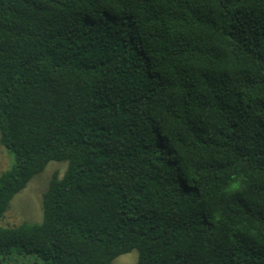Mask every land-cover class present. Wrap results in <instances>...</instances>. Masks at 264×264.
I'll list each match as a JSON object with an SVG mask.
<instances>
[{
  "label": "trees",
  "instance_id": "16d2710c",
  "mask_svg": "<svg viewBox=\"0 0 264 264\" xmlns=\"http://www.w3.org/2000/svg\"><path fill=\"white\" fill-rule=\"evenodd\" d=\"M0 143V264H264V0H0Z\"/></svg>",
  "mask_w": 264,
  "mask_h": 264
},
{
  "label": "rangeland",
  "instance_id": "374dc122",
  "mask_svg": "<svg viewBox=\"0 0 264 264\" xmlns=\"http://www.w3.org/2000/svg\"><path fill=\"white\" fill-rule=\"evenodd\" d=\"M14 164L13 154L0 143V175L10 169ZM68 169V162H51L46 170L35 176L27 187L14 197L10 208L1 220L3 225H16L20 223L37 224L43 220L42 196L49 186L52 177L57 174L62 178ZM138 251L117 258L113 264H136Z\"/></svg>",
  "mask_w": 264,
  "mask_h": 264
},
{
  "label": "clouds",
  "instance_id": "9594fccd",
  "mask_svg": "<svg viewBox=\"0 0 264 264\" xmlns=\"http://www.w3.org/2000/svg\"><path fill=\"white\" fill-rule=\"evenodd\" d=\"M245 187V178L243 176L233 175L230 182L223 188L227 195H233L242 192Z\"/></svg>",
  "mask_w": 264,
  "mask_h": 264
}]
</instances>
